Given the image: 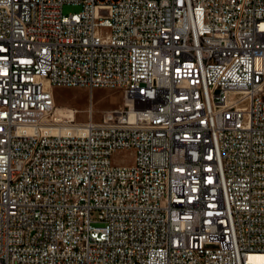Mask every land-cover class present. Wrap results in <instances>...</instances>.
Segmentation results:
<instances>
[{
  "label": "built area",
  "instance_id": "1",
  "mask_svg": "<svg viewBox=\"0 0 264 264\" xmlns=\"http://www.w3.org/2000/svg\"><path fill=\"white\" fill-rule=\"evenodd\" d=\"M0 264H264V0H0Z\"/></svg>",
  "mask_w": 264,
  "mask_h": 264
},
{
  "label": "rangeland",
  "instance_id": "2",
  "mask_svg": "<svg viewBox=\"0 0 264 264\" xmlns=\"http://www.w3.org/2000/svg\"><path fill=\"white\" fill-rule=\"evenodd\" d=\"M78 11H80L79 6L65 5L64 7L66 14ZM54 98L57 109L49 121L53 123L50 127L76 126L77 129L90 119L101 121L106 112L119 109L124 105L123 90L108 87H56ZM113 161L126 165L133 164L134 151L119 152L113 156Z\"/></svg>",
  "mask_w": 264,
  "mask_h": 264
},
{
  "label": "bare ground",
  "instance_id": "3",
  "mask_svg": "<svg viewBox=\"0 0 264 264\" xmlns=\"http://www.w3.org/2000/svg\"><path fill=\"white\" fill-rule=\"evenodd\" d=\"M82 127H78L76 129V126L75 127H70V128H61V127H51V129H54L55 131H58V132H61L62 130H65V131H68V130H74V131H79ZM258 257L257 255H253L252 258H256Z\"/></svg>",
  "mask_w": 264,
  "mask_h": 264
}]
</instances>
